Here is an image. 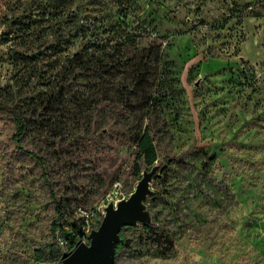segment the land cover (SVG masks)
I'll list each match as a JSON object with an SVG mask.
<instances>
[{"label":"rangeland","instance_id":"rangeland-1","mask_svg":"<svg viewBox=\"0 0 264 264\" xmlns=\"http://www.w3.org/2000/svg\"><path fill=\"white\" fill-rule=\"evenodd\" d=\"M0 104V264H60L53 201L75 231L153 166L161 237L115 264H264V0H0Z\"/></svg>","mask_w":264,"mask_h":264},{"label":"water","instance_id":"water-1","mask_svg":"<svg viewBox=\"0 0 264 264\" xmlns=\"http://www.w3.org/2000/svg\"><path fill=\"white\" fill-rule=\"evenodd\" d=\"M156 169L153 166L150 171H144L127 198L109 203L98 227L90 232L88 242H79L60 264H114L120 230L124 226L151 222L144 202L152 194L150 181Z\"/></svg>","mask_w":264,"mask_h":264},{"label":"trees","instance_id":"trees-1","mask_svg":"<svg viewBox=\"0 0 264 264\" xmlns=\"http://www.w3.org/2000/svg\"><path fill=\"white\" fill-rule=\"evenodd\" d=\"M0 112H8L10 113L15 120L19 123V130L16 136L17 142H21L29 133L31 130L27 127V124L21 119L20 115L18 114L17 110H15L12 107H8L4 104H0ZM134 148H135V174L137 175L140 172L139 169V161H143L146 165H152L156 159H157V152L156 147L154 144L153 136L151 135V128L149 125H146L140 135H138L134 139ZM28 154L32 155L33 153L28 152ZM34 156V155H33ZM54 213L55 218L51 221V231L56 233L55 245L54 248H56V252H59L62 248L63 253H68L71 251L80 241H82L83 238V226H84V218L80 216L78 210L80 208L77 207V215L80 222V229H75V231L67 232L61 228L60 223L63 222L65 218V212L60 207L59 202L54 200ZM137 225H130V226H124V228H136ZM142 228L149 229L152 234L155 237H161V235L158 233L159 230H162L159 226L155 225L153 222H149L142 225ZM123 229V228H122ZM122 229L119 233V240L116 244L115 251L116 255L119 250V248L123 247V234ZM62 242V244H60ZM61 246V247H60ZM115 264V263H114Z\"/></svg>","mask_w":264,"mask_h":264},{"label":"built area","instance_id":"built-area-1","mask_svg":"<svg viewBox=\"0 0 264 264\" xmlns=\"http://www.w3.org/2000/svg\"><path fill=\"white\" fill-rule=\"evenodd\" d=\"M118 184V183H117ZM116 203V202H115ZM81 217L84 218V226H83V242H88L89 234L93 229H96L102 220L104 215V209H90L89 211L79 209L78 210ZM96 225V226H95ZM62 244V242H60Z\"/></svg>","mask_w":264,"mask_h":264},{"label":"bare ground","instance_id":"bare-ground-1","mask_svg":"<svg viewBox=\"0 0 264 264\" xmlns=\"http://www.w3.org/2000/svg\"><path fill=\"white\" fill-rule=\"evenodd\" d=\"M81 242V241H80Z\"/></svg>","mask_w":264,"mask_h":264}]
</instances>
